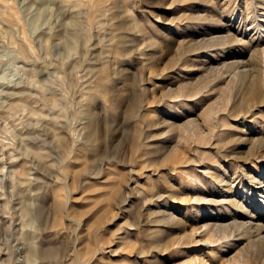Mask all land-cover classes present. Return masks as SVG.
I'll list each match as a JSON object with an SVG mask.
<instances>
[{
    "label": "rangeland",
    "instance_id": "1",
    "mask_svg": "<svg viewBox=\"0 0 264 264\" xmlns=\"http://www.w3.org/2000/svg\"><path fill=\"white\" fill-rule=\"evenodd\" d=\"M89 1L0 0V264H212L223 255L196 243L205 235L180 236L214 206L194 196L223 195L211 174L233 178L259 211V188L235 171L264 182V143L250 142L264 138V101L235 103L232 118L220 114L232 126L214 127L202 113L226 79L211 82L207 67L241 59L258 78L264 0ZM228 32L245 46L198 49ZM188 118L205 140L182 134Z\"/></svg>",
    "mask_w": 264,
    "mask_h": 264
},
{
    "label": "bare ground",
    "instance_id": "2",
    "mask_svg": "<svg viewBox=\"0 0 264 264\" xmlns=\"http://www.w3.org/2000/svg\"><path fill=\"white\" fill-rule=\"evenodd\" d=\"M94 3H95L94 0L89 1V8H92ZM248 4L250 5V7H248L249 5L247 7L250 10L249 12L251 13V17L253 18L252 20L258 26V28H261L262 24L258 23V21L256 22V20L260 18L258 16L259 9L255 8L256 10H253L252 8L253 3L250 1ZM259 6L260 7L262 6V8L260 9L264 11V5L261 4V5H258V7ZM200 16H198V20L199 19L204 20L205 17H200ZM209 19L211 20V18ZM240 41H241L240 39L236 38V36L231 35L229 32L226 33L225 35H219V34L217 35L213 33L209 35L208 33L206 38L200 39L199 41L196 42V44L199 45L198 49H201V44H203V48H206L208 50L216 49L215 54L216 53H228L229 54L232 44L240 43L242 46H245V43L243 41H241L242 42L241 43ZM237 53H240V51ZM220 55L222 56V54ZM219 58L221 57L219 56ZM250 58L253 64L256 66L255 68L258 72V78H256V75H255L256 79L253 78V76L252 78H249V69L246 66V63H245L246 61H243L241 59H238L237 61L233 60V62L222 61L221 63L222 67L208 66L207 67L209 69L208 74L204 72L205 74H207V77L209 76L211 78L210 80L211 82H214L220 78L226 79L225 81L226 83L224 82L225 85L217 89L218 95H216V98L214 97V100L211 102V104H209L207 108L205 107L206 109L203 108L204 109L203 113L201 112L203 114V118H207L209 119V121H210V118H212L211 122L213 123L214 127H218V126L220 127V125L227 126V127L232 126L231 124H229V122H222V120L220 119V114H226L229 117V115L231 114V111L233 112V110H235V103L237 104L238 102H243L250 98L255 99L258 103L264 101V95H263L264 94V45H262L259 48L254 49L250 53ZM227 69L229 71H227ZM224 72H227V73L223 74ZM196 85H198V83ZM200 87L201 86H199L197 89L195 87H194L195 89L191 87L192 90L191 91L189 90L190 93L187 91L189 93L188 95H192V97L195 95V97H197V94L199 92H203L202 88ZM242 104L243 103H241V105ZM233 115H230V117L232 118ZM195 121L197 120H194V118H188L185 122L179 125L182 134L184 136H190V135L194 136L195 135L196 137L199 138V140H205V138H207L211 132L210 133L208 132L206 134L203 133L202 132L203 130H200L199 128L200 126L198 127L196 125L197 122ZM233 128H235V130H238L237 126H234ZM241 132L243 131L241 130ZM242 135L243 133L238 135L239 136L238 138H241ZM241 139L244 141L246 138H241ZM250 142L252 143V145L261 144V143H264V138L262 136L250 138ZM253 146L255 147V145ZM178 163L179 165L185 164V166L188 164L195 166L196 164L195 161L186 160L183 157V155L179 156ZM199 171L205 172V170L203 169H200ZM235 172H237L236 176L238 174L242 175L250 183V185H252V187L257 186L256 188H259V189H256L259 192V193L256 192L257 193L256 195L259 194L260 198H262L260 199L261 205H260L259 211H257L258 210L257 203H259V200L256 201V199H253L251 194L249 198L242 197L241 189H239V187L237 186V183L234 182L233 178H231L229 175H226V174L225 176H223V178H219L217 175L211 174L210 178L212 179V181L215 183H220V185L218 186L219 187L218 189L223 192V195H221L219 198L208 197L207 195H199L198 197L194 196L193 200L198 201L199 203H203L204 205L212 204L215 206L216 204H221L224 207L225 215L223 216V215H220L219 213H214L213 211L215 209L212 208L214 206L207 207L206 210L204 208L205 212H203L204 214L202 213V215L208 218L207 222L203 224L202 228L192 227L189 233L184 234L182 237L180 236V238H181V241L185 240L187 242L191 239H194L193 237L197 232L199 233V235H202V234L205 235L206 238L199 237L196 243H200V244L205 243L207 245H212L213 248L219 249V251L221 252V255H223L222 256L223 258L220 259L218 255L212 254V257H211L212 264H264V211H262V209L264 208V182L260 179V177H258V175L255 176V175L249 174L248 170H246L244 166L238 165ZM196 189L198 188L196 187ZM252 190L255 191L254 189ZM178 199H180V197ZM157 214L159 215L161 214L162 218L168 221H174L177 223L180 222V220L176 219V216L172 212L163 211L162 213L159 212ZM163 219L162 221H164ZM184 264H205V263L202 259H200V257L192 256L191 258H188L187 260H185Z\"/></svg>",
    "mask_w": 264,
    "mask_h": 264
}]
</instances>
